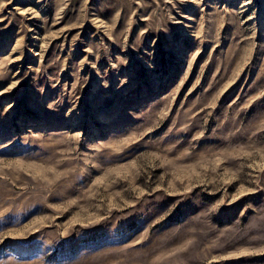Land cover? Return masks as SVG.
<instances>
[{
  "label": "rangeland",
  "instance_id": "374dc122",
  "mask_svg": "<svg viewBox=\"0 0 264 264\" xmlns=\"http://www.w3.org/2000/svg\"><path fill=\"white\" fill-rule=\"evenodd\" d=\"M0 264H264V0H0Z\"/></svg>",
  "mask_w": 264,
  "mask_h": 264
}]
</instances>
